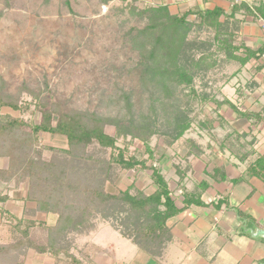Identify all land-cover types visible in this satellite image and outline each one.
I'll list each match as a JSON object with an SVG mask.
<instances>
[{
  "label": "rangeland",
  "instance_id": "1",
  "mask_svg": "<svg viewBox=\"0 0 264 264\" xmlns=\"http://www.w3.org/2000/svg\"><path fill=\"white\" fill-rule=\"evenodd\" d=\"M146 1L140 0L134 8L133 0H111L108 4L103 0H0V96L26 107L17 112L0 106V116L10 115L27 124H40L43 109L54 114L52 123L55 125L60 117L55 115L57 113L93 114L104 119L107 134L115 137L121 131L117 146L126 149L127 156L145 159L149 167L159 168L176 196L179 173L186 172L190 157L201 156L188 155L189 142L201 145L205 151L211 145L221 150L226 138L235 134L221 112L224 107V110L230 109L227 101L244 112L246 107L240 96L243 93L252 96L249 92L254 65L241 67L238 60L229 58L231 52L222 47L226 40L238 47V38L230 35L235 34L232 29L236 23L232 18L227 21L221 18L226 24L219 31L199 25L196 17L190 16L187 25L180 28L186 34L188 50L178 57L177 65L192 73V85L177 83L180 77L173 75L174 68L166 59L158 60L154 74L160 72L150 76L147 68L156 62L148 57L151 39L148 35L139 38V31L149 26L154 18L144 11L147 6L153 7ZM245 1L250 5L259 4L257 0ZM162 4L172 3L165 0ZM240 20L245 23L246 19ZM258 21L264 30L263 20ZM235 52V56L246 55L243 50ZM197 62L201 64L200 69L196 67ZM180 116L188 118L192 124L181 139L174 140ZM132 131L150 139L153 157L145 153L141 140L132 137ZM29 132L28 127L23 132L16 130L12 138L0 140V168L8 157L14 156L23 165L34 158L37 162L34 170L42 162L46 163L48 167L42 166V175L49 170L48 181L44 182L49 194L46 193L48 197L38 196L43 202L47 200L45 207L50 210H65L59 203L61 196L50 197L59 182L78 181L79 185L95 191L90 194L92 199L76 206L80 210L76 219L64 216V220L72 221L65 223L67 232L61 229L55 236L46 228L37 227L30 239L44 245L54 241L81 262L90 263L96 255L94 244L111 238L112 230L108 227L128 233L135 227L137 217L131 224L126 223L129 214L118 213L123 210H119L122 206L114 205L107 196H118L127 190L131 194L138 191L153 194L157 190L153 172L139 168L121 170L113 162L119 151L103 149L96 144L90 145L82 158L70 153L63 155L59 150L69 148L66 136L43 133L39 140H30ZM27 188L24 182L10 193L14 199L9 203L12 212L20 216L29 210L28 218L47 221L52 224L50 226L57 224L51 217L48 220L36 204L23 210L27 204L21 199L26 197ZM54 218L59 221L58 216ZM137 219L145 221L143 216ZM95 227L99 234L95 231L91 238L84 235ZM71 228L73 230H69ZM14 236L17 238L13 239ZM21 238L26 237L14 233L11 223L3 219L0 243ZM109 248L106 252L111 251ZM24 250L26 264L56 263L50 254H37L28 241ZM69 262L70 259L64 258L59 264Z\"/></svg>",
  "mask_w": 264,
  "mask_h": 264
},
{
  "label": "trees",
  "instance_id": "2",
  "mask_svg": "<svg viewBox=\"0 0 264 264\" xmlns=\"http://www.w3.org/2000/svg\"><path fill=\"white\" fill-rule=\"evenodd\" d=\"M103 1L105 4H108L111 0ZM133 2L135 8V3L137 4L140 2V0H133ZM257 2L259 3L258 5H250L245 0L239 3L234 2L232 13L229 15L220 8L206 11L190 10L180 15H171L167 6H160L156 8L147 6L144 8V11L153 15L154 18L149 26H147L142 31H139V38L143 35H148V39H151V41H149L151 48L148 51V57L152 62L156 61L154 64H152L153 67L147 68V73H149L150 76H156L160 72L158 70L156 75L154 74V71L158 69V65H156V63L158 60L166 59V61L172 65V68H174V71H171L175 72L173 75H178V77H180V79L177 80V83H185L188 86L192 85L194 80L192 73L189 74L185 69L182 70L181 67H178L177 65L178 57L184 53L185 49L188 50V46H186V34L182 33L180 28L187 25L188 18L190 16H195V21L196 23H199V25H208L210 28L220 31L221 27H223L225 23L221 22L220 19L222 17H225V21H227L231 18H234L238 13L243 11L250 14L257 20L261 19L264 21V0H257ZM153 37L155 38L154 42H152ZM222 47H224L223 49H225V51L231 52L229 58L238 60L241 63V67H245L246 64H248L251 59L256 58L258 54L260 56L264 55L263 47L259 51H253L252 49L244 48L246 53L245 57H240L238 55L235 56V51H240L242 47H234L229 40H226ZM196 67L200 69L201 64L197 62ZM168 71L170 70H167L166 72ZM162 75L164 77L163 73ZM193 92L195 95L194 90ZM226 103L233 111L238 113L240 117L247 118L249 120L252 117H258L251 112L239 111L238 108L229 101ZM0 106L9 107L17 112L26 110V107L19 106L16 101L6 99L3 96H0ZM42 111V120L40 121V124H27L24 120L20 118H14L10 115L0 116V140L4 141L5 138H12V133L14 131L19 130L23 132V129L28 127L30 128V132L28 133L30 140H39V137L43 133L66 136L68 139L69 148L67 150H59L63 155L70 153L71 155H76L79 159L85 156L86 149L90 145L96 144L103 149H117L119 151V154L113 157V162L121 170H134L139 168L150 169L153 172L152 179L157 187V190L153 194L148 195L141 191H138L137 194H131L130 191L127 190L118 196H107L108 200L110 199L114 201V205L122 206V208L119 210H123L118 213H127V215L129 214L128 218H125L126 223L131 224L133 218L136 217H145V221L143 222L137 218L135 222L133 221L135 223L133 230L134 233L133 231L128 233L119 230L124 237L132 239L142 249H145L150 253H154V251L159 248V246H161L162 238H165V240L170 238V229L167 223L171 218L194 205H205L202 201V191L206 189L205 184H201L198 187L199 191L196 192H189L185 189L184 182L188 172L190 171V167H187L185 170L186 172L183 174L178 172L179 183L177 186L183 190L184 197V205L183 208L180 209L176 205V200L173 199L170 186L159 168L155 167V165H151L149 167L147 165V160H139L135 156H127L126 149L118 148L117 141L119 139V135H121V131L115 137L111 136L105 131L104 119L98 118L93 114L88 115L85 112L80 111L65 114H55L60 115V117L58 122L53 125L52 119L54 114L49 111H44L43 109ZM177 124V133L174 135V140L181 139L191 128L192 122L188 118L180 116ZM131 134L133 138L135 137V139H139L144 143L146 148L145 153L149 154L150 157H153L152 150L149 147L150 139H146L143 136H140V134H135L133 131ZM153 134H155V132H153ZM230 137L232 136L229 135L224 143L229 141ZM224 143L221 144V146L223 145L222 149L224 147ZM189 144L190 150L188 151V155L200 156L204 154L205 150L201 145H198L192 141H190ZM14 158H16V156L8 157V160L6 159L5 165L0 168V213L2 215V219H4L7 224L11 223L14 233L26 238L24 240L21 238L11 243H0V264H26L25 256L27 254L26 250H24V244L26 241L29 242L30 247L33 248L37 254L42 256L50 254V256L56 262L54 264H59V262L64 260V258L67 260L70 259L69 264H96L93 259L90 260V263H85L83 261L81 262L73 253L68 252L69 250H67V248H61L60 246H57L54 241H49L50 243L44 245L36 239H30L32 231L37 227L43 229L46 228L50 231L51 235L55 234V236L57 233H59V231H61V229H66L65 232H67V228L64 227L65 223L69 224L72 221L68 218L64 220V216L71 217L72 219L75 217L76 219L78 212L80 211L76 208V206L78 207L83 201L87 199H92L93 197L90 194L94 193L95 191L91 188L79 185L78 181L73 183L70 182L69 184L59 182V185L55 190L52 191V196L50 197H54L55 194L58 195V198L61 196L59 198V203L60 206L62 205L65 207V210L64 212L60 210H50L49 208L45 207L47 200L46 202H43L42 200H39L38 196L43 194L46 195V193L49 194L48 189L44 187V182L47 180V176L50 173L48 172L49 170L47 172L45 171V174L42 175L44 173V171H42V166H47V164L42 162V164L38 166V169L34 170V165H37V162L34 160V158H31L24 165L19 163V161H16ZM248 174L250 176H256L264 180V156H261L250 165ZM214 175V178H216L218 175L222 176L223 179L225 178L223 169L216 170ZM83 177L84 176H82L81 179ZM24 182H27L28 193L26 197L21 199L27 204L26 207H23V210L26 211L25 209L29 207L28 205L36 204L38 210L46 214L48 220L53 218L57 224L50 226L52 224L47 223V221L42 222L28 218L26 213L29 210L23 212L24 214L20 216L13 214L6 208V206H4L8 205L10 202H12V200H14L10 193L19 188L20 184ZM40 183H42V185ZM48 194L46 195L47 197ZM54 216H58L59 221L56 220ZM76 224L77 222H75V225ZM145 225L148 227L145 228ZM72 228L69 230H73ZM95 231H97V227L93 228L84 235L89 236ZM12 238L16 239L17 236ZM62 255H64V258Z\"/></svg>",
  "mask_w": 264,
  "mask_h": 264
},
{
  "label": "crops",
  "instance_id": "3",
  "mask_svg": "<svg viewBox=\"0 0 264 264\" xmlns=\"http://www.w3.org/2000/svg\"><path fill=\"white\" fill-rule=\"evenodd\" d=\"M163 1L145 3L155 8L167 6L171 15L215 8L229 15L234 4L229 0H168L172 3L168 6ZM240 18H245V23ZM231 20L236 24L232 29L235 34L230 35L238 38L236 44L241 50L259 51L264 47V30L257 19L243 11ZM250 63L254 65L249 92L252 96L243 93L240 100L246 107L244 112L258 117L249 120L224 107L221 115L235 134L224 143L223 149L211 145L200 157L189 158L185 189L196 192L205 184L202 191L205 205H194L171 218L167 223L170 238H162L154 253L108 227L112 230L111 238L94 244L96 264H264V180L248 174L250 165L264 156V55L258 54ZM220 169L224 170L225 178L220 175L214 178L215 171ZM176 190L173 198L181 209L183 190L179 187ZM4 206L12 212L9 204ZM0 220L1 225V213ZM108 247L111 251L106 252Z\"/></svg>",
  "mask_w": 264,
  "mask_h": 264
},
{
  "label": "water",
  "instance_id": "4",
  "mask_svg": "<svg viewBox=\"0 0 264 264\" xmlns=\"http://www.w3.org/2000/svg\"><path fill=\"white\" fill-rule=\"evenodd\" d=\"M262 235L264 236V232L262 233Z\"/></svg>",
  "mask_w": 264,
  "mask_h": 264
}]
</instances>
